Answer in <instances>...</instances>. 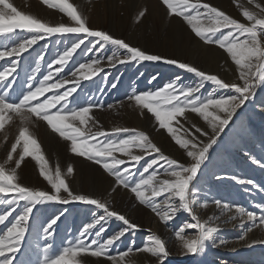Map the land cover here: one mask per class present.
Segmentation results:
<instances>
[{
    "label": "snow or ice",
    "instance_id": "6c2138e0",
    "mask_svg": "<svg viewBox=\"0 0 264 264\" xmlns=\"http://www.w3.org/2000/svg\"><path fill=\"white\" fill-rule=\"evenodd\" d=\"M43 3L66 14L69 23L52 26L18 10L10 0H0V35L23 34L13 46L0 49V61H6L0 66V130L14 119L22 122L6 159L0 163V205L5 206L0 210V226H3L0 228V264H82V256L103 258L97 259L96 264H126L133 252L148 253L156 258L157 264H165L170 255L165 240L157 235H149L140 247L129 240L127 247L120 250V243L129 233L139 231L140 226L114 210L107 198L81 194L70 188L66 177L74 173L71 165L63 173L59 165L54 171L50 170L39 143L30 134L34 119L46 122L53 133L68 142L71 153L99 166L113 178L112 192L128 190L139 205L150 209L165 225L178 214H187L188 220L174 230L184 255H199L209 245L228 244L223 238L217 242V233L221 230L218 222L222 216H228L231 221L239 220L240 241H246L253 229H264V203L254 205L258 212L249 210L210 196L206 187L210 174L215 181L231 179L264 193V187L253 179L228 176L215 170L227 163L232 149L238 147V141L247 134L242 118L248 108L254 107L264 114V102L256 103L258 93H264V2L247 0L249 7L235 0L241 19L207 0H161L166 16L179 19L194 39L204 45L217 46L227 54L236 73L235 80L230 81L191 63L150 54L107 30L91 27L69 0H43ZM149 12L147 7L140 10L137 21L146 19ZM52 37H56L57 45L63 41L64 47L54 57H49L46 73L37 78L49 52L47 43L42 46L35 66L30 72L26 71V78L21 80L17 69L22 58L28 60L24 54L31 56L29 49ZM109 46L115 51L104 56ZM78 50L84 61L62 75L69 63L74 62ZM132 62H163L196 78V83L185 84L177 75L163 86L126 94V99L134 102L142 115L143 110H147L158 128L170 134L182 150L183 162L166 155L145 131L128 127L104 129L91 113L93 109L115 105L79 96L81 80H91L105 73V65L115 68L118 64ZM108 75L105 73L101 79L106 80ZM157 80L158 74L148 83ZM206 84L212 87L205 93ZM111 87L115 89L117 82H112ZM99 91L103 93L104 89ZM193 116L197 122L190 118ZM261 143L264 144V140ZM246 154L251 163L264 169V160ZM26 157L37 162L40 175L51 186L49 190H38L21 182L18 170ZM9 164L12 167H6ZM77 203L90 206L91 218L86 215L76 233L63 240L54 251L58 221L66 218L69 209H59L42 221L34 215V210L39 213L45 205ZM209 204L219 210L220 216L202 220L198 208L206 209ZM113 221L122 222V226L106 235ZM186 230H193L195 234ZM26 237H31L32 243ZM256 243L264 244V240H253L244 246L250 248Z\"/></svg>",
    "mask_w": 264,
    "mask_h": 264
},
{
    "label": "rangeland",
    "instance_id": "374dc122",
    "mask_svg": "<svg viewBox=\"0 0 264 264\" xmlns=\"http://www.w3.org/2000/svg\"><path fill=\"white\" fill-rule=\"evenodd\" d=\"M212 1L207 0L213 6L219 7L234 18L240 17V9L236 6L235 0H229L230 3L228 4L223 0ZM246 1L239 0V3L245 5ZM10 2L18 10L34 15L52 26L60 23H69L70 21L66 14L61 13L57 8H51L44 4L43 0H10ZM69 2L88 19L90 26L95 29L107 30L115 37L123 38L125 42H129L134 46H140L150 54H162L168 58L170 55L173 58H175L174 56L182 55L183 60L186 59L184 55L193 54L195 62H197L195 66L228 81L227 72L233 62L226 57L227 54L211 50L204 53L200 52L197 47H194L196 39H191L187 35L190 30L179 19H171L166 16L165 9L161 6V0H69ZM145 7L150 12L147 14L146 19L138 22L136 19L137 15ZM240 18L243 19L242 17ZM22 36L23 34L21 36L14 34L0 35V49L5 46H13L19 42ZM55 40L56 37H52L49 41H41L33 46L32 49H29L31 56L28 53L24 54L25 57H28V60L25 61L22 58L21 66L17 69L21 80L26 78V71L30 72L31 68L35 66V61L38 59L42 46L47 43L49 52L45 55V62L42 63L37 78H41V75L46 73L49 57H54L64 47L63 41H61L60 45H57ZM210 47L212 49L214 47L218 48L217 46ZM113 51L115 49L109 46L103 55H111ZM211 55H215L217 58L214 59ZM84 59L78 50V53L73 58L75 63L70 62L62 75L66 74L69 68L78 66ZM187 63L189 62L187 61ZM5 64L6 61H0V66ZM163 64V62H142L140 64L132 62L130 64H118L115 68L105 65V73H109L107 79H101L105 73H100L91 80H81L78 94L83 98L102 100L105 105H115L113 108L93 109L91 113L104 129L110 130L114 127L135 128L138 131H145L149 136L151 134L154 137L160 132L156 142L157 146L170 158H175V155H177L183 159L182 150L175 145L166 130L158 128L152 114L147 113V110H143L145 114L142 115L141 110L134 102L126 99V94L132 90L143 91L163 86L181 72L174 71L172 75L166 74L149 84L148 81L153 75H159ZM231 67L235 68L234 64ZM114 81L117 82L115 89L111 87V83ZM182 81L185 84H194L196 83V78L192 82H188L185 78ZM211 87L210 84H206L203 91L206 93L211 90ZM100 89H104L103 93L99 91ZM261 102H264V93H258L257 95L256 103L259 104ZM190 118L193 122H197L194 116ZM242 119L248 129L247 134L238 141L239 146L232 149V155L227 163L215 170L228 176L237 175L241 178L253 179L261 187H264V169L251 163L249 155L246 154L248 153L257 159L264 160V144L261 143L264 140V114L258 112L254 107H249ZM137 122H142L141 129H138ZM181 122L183 123V120ZM21 124L20 120L14 119L11 123L5 125L3 130H0V163H3L6 159L10 146L18 135ZM187 126L185 124V127ZM95 130L93 129V131ZM30 134L39 143L41 154L48 161L50 170L54 171L57 165L60 166L62 173L69 165L74 168L73 175L66 177V181L74 191L81 194H90L93 197L107 198L110 200L114 210L124 215H130V220L139 226H142L143 220H147L148 216L151 215L152 232L148 233L140 229L134 233H129L128 237L120 243V250L127 247L129 240H134L135 246L140 247L147 242V237L152 234L159 236L166 242L170 255L165 264H225V262L227 264H264V244L256 243L250 248L244 246L245 243H250L253 240H264V229H253L252 232L247 234L250 235L249 241H243L242 244V241L238 239L241 234L238 220L231 221L228 216L221 217L218 223L221 228L219 232L222 233L217 234V242L220 238H223L228 241L227 245L219 246L218 252L213 251L211 245H209L199 255L182 254L179 241L175 238L174 230L181 223L188 220L187 214H178L173 221L165 225L151 213L150 209L145 211L144 206L139 205L128 190L118 189L116 192H112L113 178L109 177L99 166H93L86 159L71 153L68 142L60 138L58 134L53 133L50 127L46 126V122H37L34 119L30 125ZM6 167H12V165L9 164ZM18 172L21 182L25 186L44 191L49 190L51 187L40 175L39 166L32 157L25 158ZM206 187L210 192V196L223 199L232 204L245 206L249 210L258 212L259 210L254 205L264 203V193H260L258 190H251L250 185H239L231 179L219 182L211 178L209 174V178L206 180ZM245 188H249L251 191L246 192ZM52 191L54 192V190ZM61 195H64V193L62 192ZM64 207H67L69 212L66 214V218L62 217L61 221H58L54 251L61 246L63 240L70 238L71 235L76 233L82 222L85 221L86 215L89 219L91 218V212L88 210L90 206H84L79 203L67 206L55 204L52 207L45 205L39 213H35L34 210V215L40 217L42 221L44 217ZM4 208V205H0V210ZM208 208H211L210 217L220 216L219 210L214 205L209 204ZM204 209L202 207L198 208V215L202 220H206L205 217H202L203 213H201ZM154 223H156L155 226ZM121 226L122 222L113 221L106 235L112 234ZM2 227L0 226V228ZM186 231L189 234H195L193 230ZM26 240L32 243L31 237H26ZM41 246H43L42 241ZM144 254L146 255L136 252L131 253L126 260V264H149L148 262L152 261L153 257L150 254ZM212 256H214L213 262L215 263L207 262ZM97 259L102 260L103 258L81 257L82 264H96Z\"/></svg>",
    "mask_w": 264,
    "mask_h": 264
},
{
    "label": "bare ground",
    "instance_id": "6f19581e",
    "mask_svg": "<svg viewBox=\"0 0 264 264\" xmlns=\"http://www.w3.org/2000/svg\"><path fill=\"white\" fill-rule=\"evenodd\" d=\"M213 1H215V0H213ZM212 1V2H213ZM226 4H228V3H230V1L229 0H223ZM232 1V0H231ZM246 1V0H245ZM262 2H264V0H262ZM214 4V3H213ZM245 6H249V5H247V1L245 2ZM236 7V6H235ZM250 7V6H249ZM234 8V7H233ZM191 39L193 38V34H191L190 32H188V34H187ZM194 47H197L198 48V50L200 51V52H205V51H215V52H218V53H225L224 51H222L221 49H218V48H213L212 49V47H210V45H204L202 42H199L198 41V39H196L195 40V43H194ZM200 47H202V48H200ZM210 48V49H209ZM217 54V53H216ZM175 55V54H174ZM219 55V54H218ZM226 55V54H225ZM166 56V55H165ZM212 56V58L214 57V59L215 58H217L215 55H211ZM172 56L170 55V57L169 58H171ZM176 59H179L180 61H182V62H189V63H191L193 66H195V63H197V62H195V56L193 55V54H187V55H184V58H186L185 60H183V58H182V55H178V57L177 56H174ZM226 57L227 58H229L227 55H226ZM173 58V57H172ZM229 60V59H228ZM159 63H161V62H159ZM233 65V63H231L230 64V67H229V71L227 72V77H228V81H230V80H235V78H236V73H235V68L234 67H231ZM160 68V67H159ZM203 70V69H202ZM174 71H181L178 75H180L181 76V79H186V80H188V82H192L193 81V79H194V75L193 74H188V73H186L184 70H181V69H178L175 65H168V64H163V67H162V69H160V72H159V75H158V79L160 78V77H162V76H164V75H166V74H170V75H172L173 74V72ZM138 124V126H139V128L138 129H141L142 128V122H137ZM159 133L160 132H158L157 134H156V137H154V136H152L151 134H150V138L153 140V142L154 143H156L157 142V138L159 137ZM34 138V137H33ZM165 153V152H164ZM166 154V153H165ZM175 158L176 159H178L179 161H181V162H183V159H182V157L181 156H177V155H175ZM141 163H143V162H141ZM125 194H127V193H125ZM117 198V197H116ZM147 208L146 207H144V210L145 211H147L146 210ZM201 213H203V215H202V217H205V219L206 220H208L209 218H210V216H211V208H206V209H204ZM126 217L127 218H129L130 217V215H126ZM130 219V218H129ZM152 218H151V215H149L148 216V218H147V220H143V223H142V226H140V229H143L144 231H147L148 233H151L152 232V225H151V222H152V220H151ZM132 221V220H131ZM238 223H240L239 222V220H238ZM155 224L156 223H154V226H155ZM222 227V226H221ZM155 229V228H154ZM221 229V228H220ZM220 233H222V232H218L217 234H220ZM152 235V234H151ZM252 236V235H251ZM249 238H250V235H247V240L249 241ZM246 240V241H247ZM242 244H243V241H242ZM239 245V244H238ZM211 248H212V250L213 251H215V252H218V247H212L211 246ZM148 254V253H147ZM135 255H137V254H135ZM143 255H146V254H144L143 253ZM216 257V256H215ZM210 262V263H215V262H213L214 261V256H212L209 260H207V262ZM149 264H157V261H156V258H152V261H150V262H148ZM216 264V263H215Z\"/></svg>",
    "mask_w": 264,
    "mask_h": 264
}]
</instances>
